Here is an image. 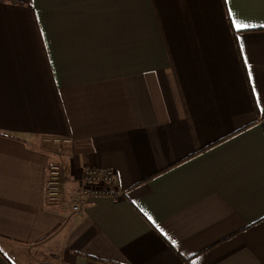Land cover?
Listing matches in <instances>:
<instances>
[{
  "label": "crops",
  "instance_id": "crops-1",
  "mask_svg": "<svg viewBox=\"0 0 264 264\" xmlns=\"http://www.w3.org/2000/svg\"><path fill=\"white\" fill-rule=\"evenodd\" d=\"M0 264H264V0H0Z\"/></svg>",
  "mask_w": 264,
  "mask_h": 264
},
{
  "label": "built area",
  "instance_id": "built-area-1",
  "mask_svg": "<svg viewBox=\"0 0 264 264\" xmlns=\"http://www.w3.org/2000/svg\"><path fill=\"white\" fill-rule=\"evenodd\" d=\"M50 142V141H49ZM53 143H68L69 140L54 139ZM65 169L62 164L53 163L49 166L45 196L47 202L58 203L63 194V187L66 183ZM117 175L112 170L100 168H85L82 172L80 187L73 199V210L78 211L80 204L85 198H110L118 201L122 193L118 190Z\"/></svg>",
  "mask_w": 264,
  "mask_h": 264
},
{
  "label": "snow or ice",
  "instance_id": "snow-or-ice-1",
  "mask_svg": "<svg viewBox=\"0 0 264 264\" xmlns=\"http://www.w3.org/2000/svg\"><path fill=\"white\" fill-rule=\"evenodd\" d=\"M234 26L236 27L237 30H240L243 28H248L250 25L245 24V23H240L239 21L234 19Z\"/></svg>",
  "mask_w": 264,
  "mask_h": 264
},
{
  "label": "trees",
  "instance_id": "trees-1",
  "mask_svg": "<svg viewBox=\"0 0 264 264\" xmlns=\"http://www.w3.org/2000/svg\"><path fill=\"white\" fill-rule=\"evenodd\" d=\"M240 58H241V62H242L243 71H244V73H245V75H246V78H247L246 67H245V65H244V62H243V60H242L241 55H240Z\"/></svg>",
  "mask_w": 264,
  "mask_h": 264
}]
</instances>
